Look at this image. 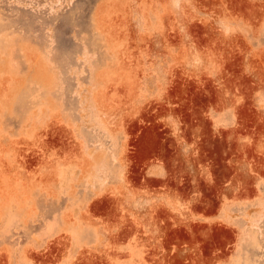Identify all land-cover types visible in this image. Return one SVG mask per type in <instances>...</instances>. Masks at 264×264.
<instances>
[{
	"label": "rangeland",
	"instance_id": "obj_1",
	"mask_svg": "<svg viewBox=\"0 0 264 264\" xmlns=\"http://www.w3.org/2000/svg\"><path fill=\"white\" fill-rule=\"evenodd\" d=\"M0 264H264V0H0Z\"/></svg>",
	"mask_w": 264,
	"mask_h": 264
}]
</instances>
